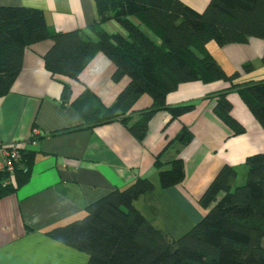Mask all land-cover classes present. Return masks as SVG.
<instances>
[{
    "label": "trees",
    "instance_id": "1",
    "mask_svg": "<svg viewBox=\"0 0 264 264\" xmlns=\"http://www.w3.org/2000/svg\"><path fill=\"white\" fill-rule=\"evenodd\" d=\"M96 20L85 31H56L47 26L43 12L25 5H0V97L17 78L26 47L49 40L43 54L51 76L78 80L92 57L100 52L114 65L111 79L128 82L112 104L85 87L72 99L71 84L62 83L61 101L70 102L81 116L80 125L56 133L119 122L141 143L149 121L159 111L171 120L193 110V103L170 106L167 95L179 84L223 81L227 88L214 95L213 113L231 134L245 132L232 115L228 93L236 92L261 128H264V80H241L238 70L226 72L207 49L264 41V0H209L196 11L181 0H95ZM112 21L122 31L102 25ZM261 61L264 62V52ZM253 69L250 62L242 70ZM147 95L151 104L134 110ZM136 117V119H134ZM35 127L18 151L13 169L0 170V198L13 194L30 178L38 144ZM182 145L192 139L184 126L176 136ZM161 188L184 180L182 157L163 161L156 155ZM246 176L234 185L237 169L223 164L198 198L202 216L178 237L154 225L136 206V200L154 190L148 177H136L123 188H113L85 206V214L55 226L47 235L87 255L86 264H264V152L245 158Z\"/></svg>",
    "mask_w": 264,
    "mask_h": 264
},
{
    "label": "crops",
    "instance_id": "2",
    "mask_svg": "<svg viewBox=\"0 0 264 264\" xmlns=\"http://www.w3.org/2000/svg\"><path fill=\"white\" fill-rule=\"evenodd\" d=\"M196 11H203L209 0H181ZM1 6L25 5L40 9L49 28L56 31H85L96 20L95 0H0ZM109 21L102 26L107 29ZM45 40L26 47L21 70L10 91L0 97V143H24L33 127L39 141L29 181L13 194L0 198V264H86L87 255L47 235L51 228L80 218L85 206L113 188H123L136 177H148L154 183L155 202L139 197L136 206L148 215L163 219L197 221L203 214L198 198L223 164L244 167L245 158L264 152V128H261L239 95L231 91L232 115L245 127L233 135L213 113L214 95L227 88L223 81L179 84L166 97L170 106L193 103V110L172 119L167 111L157 112L149 121L145 139L139 143L119 122H110L81 130L62 129L80 125L81 116L70 102L61 101L62 83L70 82L72 99L85 87L95 92L108 106L128 82L111 79L112 62L96 53L81 71L78 80L51 76L43 54L50 46ZM207 49L223 69L238 70L241 80H264V41L251 37L245 43ZM250 62L253 69L242 70ZM151 104L145 95L134 110ZM192 134L188 144L176 139L181 127ZM36 130H34L36 132ZM168 161L180 155L185 177L178 185L161 188L154 160ZM151 196V195H143ZM157 204V205H155ZM167 209L173 214H167ZM156 219V218H155ZM159 227V226H158ZM172 233L177 222L160 226Z\"/></svg>",
    "mask_w": 264,
    "mask_h": 264
},
{
    "label": "rangeland",
    "instance_id": "3",
    "mask_svg": "<svg viewBox=\"0 0 264 264\" xmlns=\"http://www.w3.org/2000/svg\"><path fill=\"white\" fill-rule=\"evenodd\" d=\"M107 30L108 31H112V32H114V31H122V29L120 28V26H118L114 22L111 23V24H109ZM134 119H136V117H134ZM243 168L244 167H241V166H239L238 168H236L237 169V176L235 178V182H234V185L233 186L240 185V184H242L244 182L247 169H246V166H245V170L243 171ZM146 195H151V196H142L141 199H143L144 197H150L152 199V201L155 202V196L157 198H159V196L161 194L158 191L155 192V190H153L152 192H149ZM155 205H157V204H155ZM158 207L160 209V211H158V214L157 215H153L152 214V216L148 215L149 218H152V220H150V219L149 220L154 225L159 226V227L160 226H166V222H171V223L177 222V228L171 229L172 230L171 231L172 233H170V234H172L175 237H178L181 234H183L186 230H188L196 222V221L192 222L193 220H191V219H186L184 221H179V220H176L174 218H171L170 220H168L167 218L163 219V217H162V212L163 211H161L162 208L159 205H158ZM166 213L167 214H173V211L170 210V209H167Z\"/></svg>",
    "mask_w": 264,
    "mask_h": 264
},
{
    "label": "built area",
    "instance_id": "4",
    "mask_svg": "<svg viewBox=\"0 0 264 264\" xmlns=\"http://www.w3.org/2000/svg\"><path fill=\"white\" fill-rule=\"evenodd\" d=\"M18 156V151L15 145L10 148L0 147V170L13 169V161L16 160Z\"/></svg>",
    "mask_w": 264,
    "mask_h": 264
}]
</instances>
